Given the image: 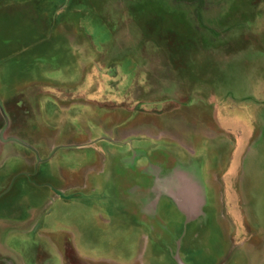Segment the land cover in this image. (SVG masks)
I'll return each mask as SVG.
<instances>
[{"label": "crops", "instance_id": "obj_1", "mask_svg": "<svg viewBox=\"0 0 264 264\" xmlns=\"http://www.w3.org/2000/svg\"><path fill=\"white\" fill-rule=\"evenodd\" d=\"M70 2L57 12L67 19L49 30L57 41L39 61L40 77L9 93L0 88L9 106L8 127H0V202L9 192L12 212L0 214L11 238L10 246L0 243V264H16L8 262L10 253L25 259V245L34 239L59 264H66L67 247L73 264H264V169L256 166L264 161L243 156L238 132L264 127L257 109L228 111L220 97L216 109L210 110V98L198 109L190 95L164 109L176 98L158 96L160 68L154 76L139 70L123 54L135 52L137 43L122 45L115 32L92 24L82 28L81 11ZM112 62H119L117 76L105 75ZM99 81L138 84V110L100 108ZM121 94L124 101L130 92ZM134 126L137 134H127ZM177 127L217 135L203 134L198 154L193 148L178 157V146L199 137L187 131L183 145L171 134ZM232 132L238 135L230 145ZM23 208L26 217L17 216ZM151 244L162 248L156 252Z\"/></svg>", "mask_w": 264, "mask_h": 264}, {"label": "rangeland", "instance_id": "obj_2", "mask_svg": "<svg viewBox=\"0 0 264 264\" xmlns=\"http://www.w3.org/2000/svg\"><path fill=\"white\" fill-rule=\"evenodd\" d=\"M37 1L0 0V88L3 94L20 87L26 79L40 77L39 61L42 56L49 54L50 47L52 49L57 41L56 38L48 36L49 30L55 29V20L67 19L64 15L57 16L58 9L63 4L61 2L67 3V0H51L53 3L43 4ZM70 1L71 6L76 7L78 12L81 11L82 28L92 24L93 28H105L115 32L116 41L122 45L137 43L139 48L135 52L128 51L123 54L133 57L139 70L147 75H156L155 72L160 68L163 82L157 85L160 87L156 91L158 96L162 97V101L176 98L172 105H169L170 102L164 104V109L183 105L189 95L198 109L203 99L207 98H210V110L213 107L216 109L214 99L220 97L224 99L228 111L238 108L245 114L246 111L257 109V119L264 121V0ZM22 2L28 4L23 6ZM123 33L135 35L127 37ZM110 65L105 75L117 74L119 62H112ZM118 75L123 76L119 73ZM96 86L100 108L118 110L124 107L135 113L141 105L138 84H119L114 81L106 84L100 82ZM121 91L130 92L124 101ZM8 107L0 99V127H8ZM136 117L130 114V118ZM176 129L171 134L176 135L183 145L189 144L182 141L187 131H192L199 137L194 143L187 145V148L178 146V157L189 154L193 148L198 154L195 145L200 142V137L203 134L205 137L216 134L203 127ZM137 132V127L134 126L127 134ZM238 132L241 143H245L241 149L243 156H252L259 159V162L263 159V162L264 127H258L250 134L245 127ZM238 132H232L233 135L229 136L230 145L235 142L234 135H238ZM121 136L122 133L116 131L114 138ZM100 138L108 137L102 132ZM230 149L227 148V154ZM241 150H237L238 155ZM163 153L165 155L166 152ZM210 153L222 154L218 148H211ZM256 166L264 169L263 163ZM260 183L264 184V181ZM11 184V181L7 182L5 189L9 190ZM260 188L264 192V186ZM8 193L0 202V214L6 217L12 215ZM259 201L260 206L262 203ZM36 202L38 199H35ZM261 207L264 209V204ZM26 212L23 208L15 214L26 217ZM8 231V227H0V243L4 246H8L7 243L10 246L11 243ZM17 246L20 250L23 249V244ZM247 246L243 245V248L246 249ZM25 247L28 249L24 254L25 259L18 260L10 253L11 260L8 262L59 264L52 253H47L45 245L35 239L28 241ZM153 247L156 252L162 248L157 244ZM242 251L245 253L246 250ZM66 252V264H73L71 247H67Z\"/></svg>", "mask_w": 264, "mask_h": 264}]
</instances>
